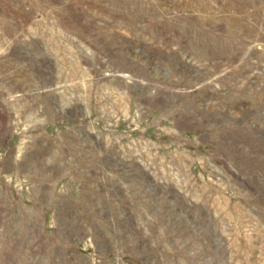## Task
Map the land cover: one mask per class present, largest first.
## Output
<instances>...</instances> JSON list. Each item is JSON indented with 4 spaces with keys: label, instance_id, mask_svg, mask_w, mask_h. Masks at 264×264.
Listing matches in <instances>:
<instances>
[{
    "label": "rangeland",
    "instance_id": "obj_1",
    "mask_svg": "<svg viewBox=\"0 0 264 264\" xmlns=\"http://www.w3.org/2000/svg\"><path fill=\"white\" fill-rule=\"evenodd\" d=\"M0 264H264V0H0Z\"/></svg>",
    "mask_w": 264,
    "mask_h": 264
}]
</instances>
